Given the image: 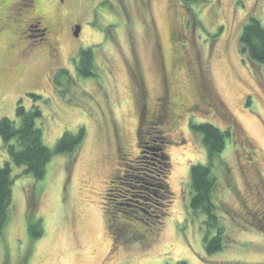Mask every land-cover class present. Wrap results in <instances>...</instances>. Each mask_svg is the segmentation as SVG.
Listing matches in <instances>:
<instances>
[{
    "label": "rangeland",
    "instance_id": "obj_1",
    "mask_svg": "<svg viewBox=\"0 0 264 264\" xmlns=\"http://www.w3.org/2000/svg\"><path fill=\"white\" fill-rule=\"evenodd\" d=\"M9 1L0 5V118L16 120L19 102L38 106L52 153L65 131L82 127L84 138L73 153L53 154L42 179L12 163L0 141V168L8 163L12 180L0 264H264V63L239 53L248 18L264 27V0H31L51 28L32 22L35 36L20 39L11 18L33 13L18 16L22 0ZM87 48L95 75L83 78L73 58ZM165 109L163 132L148 131ZM204 122L230 132L212 168L225 232L213 254L202 243L206 218L189 208L190 166L207 164L189 125ZM159 133L172 202L155 225L116 214L108 195L126 158L148 155ZM29 213L41 220L38 238Z\"/></svg>",
    "mask_w": 264,
    "mask_h": 264
},
{
    "label": "trees",
    "instance_id": "obj_2",
    "mask_svg": "<svg viewBox=\"0 0 264 264\" xmlns=\"http://www.w3.org/2000/svg\"><path fill=\"white\" fill-rule=\"evenodd\" d=\"M239 53L253 63H264V27L253 17H249L243 26L239 37ZM73 65L78 76L93 77L95 67L92 49L80 50L78 56L73 58ZM30 96L34 99L39 98L33 94ZM15 117L16 120L0 118L1 147L6 150L12 163L23 166L24 172L34 179L44 177L47 163L53 154L73 153L84 138L82 127H79L76 133L65 131L55 143L52 153L43 142L41 129L36 127L35 122L41 117V110L38 106L27 110L19 102L15 109ZM168 117L167 109L163 110L161 115H156L151 122H147L148 131L160 129V122ZM189 127L194 133L201 135L207 158L206 165L199 163L190 166L189 208L196 216L202 214L206 218L204 220L206 230L202 243L205 252L213 254L222 250L225 232L217 215L220 206L215 198V191L220 188V183L212 175V168L218 157L220 161H223L221 153L225 149L230 132L221 131L207 122L190 123ZM158 132L163 131L160 129ZM160 133L156 136L155 144L147 147L148 155L144 156V153H139L140 156L134 159L126 158L128 165H123L122 175L116 174L114 177L112 183L117 185L111 191L115 194L108 195V198L111 197L108 200L112 205L111 210L116 214L132 219L138 218V214H143L145 217H151L155 225L156 223L159 225L167 215L172 202V192L166 181L170 162L165 153L168 140L166 137H161ZM11 184L10 168L6 163L0 168V232L6 222L7 209L11 200ZM122 206L125 208L123 209ZM27 219L29 235L32 238L40 237L42 234L41 220H34L30 213Z\"/></svg>",
    "mask_w": 264,
    "mask_h": 264
},
{
    "label": "flooded vegetation",
    "instance_id": "obj_3",
    "mask_svg": "<svg viewBox=\"0 0 264 264\" xmlns=\"http://www.w3.org/2000/svg\"><path fill=\"white\" fill-rule=\"evenodd\" d=\"M9 2H10L9 0H1L0 1V5H2L3 3L8 5ZM21 8H24V9L30 8V10H31V12L33 14L26 15L27 17H24V19H22L21 16H20V11H16V9H21ZM14 12L17 13L18 16H20L19 20L15 19V18H11V24H13L15 26V29H16V32L13 31V33L15 35L14 38L20 39L19 36H20V33L22 31L29 32L30 33V35L28 34L29 38H32L33 36H35V34H32L33 33V30H32L33 24H32V22H35L36 24H42L44 26H47L48 29L51 28V24L47 22L46 18L44 16L42 17V15L39 14V11H36V10L33 9V4L31 3V0H27V1L22 0L21 3H19V1H15L14 2ZM27 14H29V13H27ZM1 23L5 24V26H4L5 28H8V27L10 28V23L8 21V18L5 21H2ZM77 25H79V24H74V27L77 26ZM79 26L81 28V25H79ZM27 48L32 49V46L29 45V46H27ZM48 56L51 57L50 54ZM74 71H75V67H74ZM161 101H162V98H160V102ZM154 117L155 116H153L152 118H154ZM151 120H150V122H151ZM168 120H170V116H169V118L162 120L160 122V124L162 125V124L165 123V121H168ZM240 170H242V169L240 168ZM240 195L242 197V194H240ZM260 213H264V208L262 209V211H260Z\"/></svg>",
    "mask_w": 264,
    "mask_h": 264
},
{
    "label": "water",
    "instance_id": "obj_4",
    "mask_svg": "<svg viewBox=\"0 0 264 264\" xmlns=\"http://www.w3.org/2000/svg\"><path fill=\"white\" fill-rule=\"evenodd\" d=\"M79 31H80V26H79V25L75 26V29H74V36H75L76 38L78 37Z\"/></svg>",
    "mask_w": 264,
    "mask_h": 264
}]
</instances>
